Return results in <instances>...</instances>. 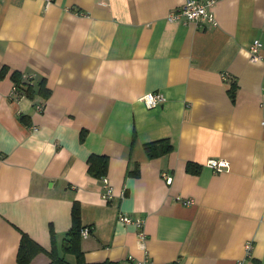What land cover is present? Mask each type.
<instances>
[{"label":"crops","instance_id":"1","mask_svg":"<svg viewBox=\"0 0 264 264\" xmlns=\"http://www.w3.org/2000/svg\"><path fill=\"white\" fill-rule=\"evenodd\" d=\"M186 1L0 0V264H18L22 234L68 264H264V0L218 1L215 25L167 20ZM13 71L48 98L14 96ZM149 93L165 101L146 108ZM91 155L108 157V201ZM118 214L143 221L144 243Z\"/></svg>","mask_w":264,"mask_h":264},{"label":"trees","instance_id":"2","mask_svg":"<svg viewBox=\"0 0 264 264\" xmlns=\"http://www.w3.org/2000/svg\"><path fill=\"white\" fill-rule=\"evenodd\" d=\"M8 73L7 67H2L0 70V79H2ZM10 79L13 83V95L17 98L26 97L27 99L33 100L35 97H41L47 99L50 90L45 86V79L34 80L33 78L22 79L20 72L13 71L10 75ZM235 84L231 83L228 89V94L231 99L234 98ZM85 138V131L82 132L80 136V141ZM143 150L148 159H153L165 155L172 150V145L166 139L159 140L155 142L146 143L143 145ZM108 170V157L107 156H97L91 155L87 160V174L95 179L100 180L102 177L106 176ZM199 168L194 164L188 163L186 165V172L198 173ZM136 173V172H134ZM136 175V174H134ZM71 220L72 226L69 234L72 235L70 241V251H74L80 256L78 239L80 235V213L79 206L74 203L71 210ZM76 243V244H74ZM46 253L50 258L51 264H68L63 258L55 254L54 251H46L44 248L35 243L26 234H22L20 244L18 247L16 261L18 264H29L31 260L39 253ZM81 263V259L77 261ZM170 264H179L176 262Z\"/></svg>","mask_w":264,"mask_h":264},{"label":"built area","instance_id":"3","mask_svg":"<svg viewBox=\"0 0 264 264\" xmlns=\"http://www.w3.org/2000/svg\"><path fill=\"white\" fill-rule=\"evenodd\" d=\"M52 0H45L46 5H49ZM220 0H188L180 7L176 8L172 12L168 14L167 20L179 22L183 21L186 23H195V24H209L215 25V19L212 14V9ZM250 52V60L255 62L260 59V52H261V43L258 40H254L252 44L249 46ZM227 76H223L225 79ZM14 90V88H13ZM165 101V98L160 93H149L142 97V102L146 108H155L158 105L162 104ZM37 111L42 110V106H36ZM262 125H264V120H262ZM1 158V156H0ZM206 166L212 169L215 172H222L225 168H227V163L224 160H214L210 159L206 162ZM166 181L170 182V179L165 175ZM101 182L103 183V188L105 191L102 193V198L106 201L110 200L112 197V189L108 184L107 178L104 176L101 178ZM183 204H191L192 201H182ZM118 220L122 222L124 225H133L138 230V237L142 243L146 240V235L142 230V223L141 219H135L125 214H118ZM90 233L89 227H83L80 231V235L87 236ZM252 249V243L248 242L245 245V252L247 255L250 254ZM131 258L126 262H119L113 264H133L131 262ZM134 264H154L152 261L148 260L147 258L134 263Z\"/></svg>","mask_w":264,"mask_h":264}]
</instances>
